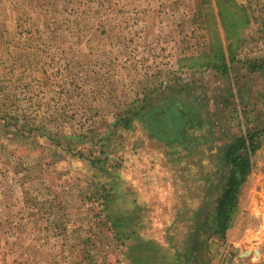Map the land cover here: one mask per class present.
<instances>
[{"label": "rangeland", "instance_id": "374dc122", "mask_svg": "<svg viewBox=\"0 0 264 264\" xmlns=\"http://www.w3.org/2000/svg\"><path fill=\"white\" fill-rule=\"evenodd\" d=\"M254 131L255 228L222 238L225 150ZM188 155L211 161L192 222ZM260 210L264 0H0V264H264Z\"/></svg>", "mask_w": 264, "mask_h": 264}, {"label": "crops", "instance_id": "0c3cea01", "mask_svg": "<svg viewBox=\"0 0 264 264\" xmlns=\"http://www.w3.org/2000/svg\"><path fill=\"white\" fill-rule=\"evenodd\" d=\"M187 150H188V153H189V151H191L188 148L186 149V151ZM198 157L188 155L187 157H184V159L183 158L180 159V163H182V164H180L181 167L179 168V173L177 175L175 174L174 177L177 176L178 179L181 180V182H180L181 183L180 184V190H179L180 192H178L177 194L179 195L180 199L182 198L183 200H181L180 206L172 205V207L170 208L172 211H174L176 213L177 212L180 213L181 216L188 215V214H193L194 218L190 217V216L188 217L190 222H192V220L197 218L196 215L198 216V213H199L198 211L196 212V209H191V207H192V204L190 202L191 199L195 200L196 197H202V196L206 197L207 195L209 196V193L207 194L206 190L204 189L205 188L204 184L198 185V182H202L204 180L206 181L207 174H205V173L200 174L198 172V169H197L196 166L198 164H200V165L210 164L211 161H208L206 158L199 159ZM211 160H212V158H211ZM177 162H175V163H177ZM174 166H176V164ZM160 173L162 175L164 174L163 171L162 172L160 171ZM164 175H166V174H164ZM200 175H202V176H200ZM161 178L163 180H166V178H163V177H161ZM244 184H245V182H244ZM243 185H242L241 189L243 188ZM197 186H199L200 188H198ZM241 189H240L239 192H241ZM164 195H167L166 192H164ZM239 196L240 195L238 194V198H239ZM240 201H241V199H240ZM237 203H238L237 206H239V209H237L236 212H235V213H237L236 214V218L234 216H232L233 218L231 219L230 225H229V228H228V230L231 228L230 231L238 230V228L240 226H241L240 228L246 227L245 224L243 223L244 221H246V220H244L245 211L242 208L241 202H240V205H239V200H238ZM250 208H252V207H250ZM252 210H253V208H252ZM202 211H203V209H202ZM254 211H256V210H254ZM256 212L258 213V210ZM259 212H260V215H259L260 220L258 219V222L260 221L259 227L261 229H264V211L260 210ZM253 213L255 214V212H253ZM249 228H253L254 229L255 226L254 225L253 226L249 225L245 229H249ZM251 233L257 239L260 236L258 233H255L253 231ZM233 234H234V232L232 231L231 235L233 236ZM232 236H231V238H232ZM253 236H251L252 237L251 238L248 235V237H249L248 241L251 244H253V245L258 244V241H256L257 239L253 240L254 239ZM141 238H143V236H141ZM212 238H214V237H212ZM212 238L210 240L209 239L206 240V245H208V242H210V244L212 242H214L216 245H219V242L222 241V240H219L217 238H215V240H213ZM230 241H232V240L230 239ZM235 244H237V242ZM224 256H225V254H221V253H219L217 256H214L213 254H208V256L205 259V263L204 264H213L214 260H216V263L219 261V262H221V264H226L229 261V258L224 259ZM228 264H233V262L228 263Z\"/></svg>", "mask_w": 264, "mask_h": 264}, {"label": "trees", "instance_id": "16d2710c", "mask_svg": "<svg viewBox=\"0 0 264 264\" xmlns=\"http://www.w3.org/2000/svg\"><path fill=\"white\" fill-rule=\"evenodd\" d=\"M262 63L249 62L252 71L262 68ZM257 131L236 136L227 146L225 157L230 165L223 188L216 206V233L224 237L229 228L232 213L237 206L239 191L251 169L249 151H255L260 144L256 139Z\"/></svg>", "mask_w": 264, "mask_h": 264}]
</instances>
